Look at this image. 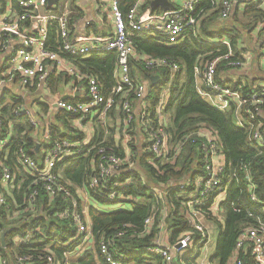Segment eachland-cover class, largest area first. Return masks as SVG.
<instances>
[{"label":"built area","instance_id":"1","mask_svg":"<svg viewBox=\"0 0 264 264\" xmlns=\"http://www.w3.org/2000/svg\"><path fill=\"white\" fill-rule=\"evenodd\" d=\"M72 1L76 0H57L54 6H49L48 0H16L15 5L11 3L0 8V89L12 86L10 91L16 88L28 95L45 92L48 90L49 67H53L57 73L67 74L73 81L84 85L79 101L72 103L65 99H56L50 106L71 115V126L77 131L75 139L59 137L49 123L40 129L36 114H32L24 104H19L20 106H16L11 111L13 118H25L32 128L30 137L35 143L32 152L37 145L39 146L38 155L34 157L28 155L24 147H15L13 119L0 117V207L9 210V202H12L17 208L8 212V220L16 221L17 226L27 224L31 220L30 217L34 219L40 210V214L43 213L38 204L40 197L45 196L49 202L61 199L65 206L57 212L56 217L61 221L70 220L75 229L74 239L79 240L71 252L64 253L61 261H57L50 247H46L43 251L49 255H19L15 263L30 264L37 259L45 261L46 264H73L72 256L83 254L86 243L94 245L89 208L111 211L112 207L124 208L127 202L137 201L138 199L126 196L124 190L131 184V176L134 173L141 174L139 159L144 155L151 157L150 163L156 169V161H175L183 147L190 143L203 157L201 173L196 176L189 174L180 181L170 180L167 183L171 187L178 186L181 191H188L182 208L183 217L190 229L180 233L171 242L166 226L160 224L158 235L153 238L145 251L160 256L165 264H212L211 256L209 257L207 253L210 248V234L204 224V207L209 206L207 211L216 216L219 212V202L228 192L229 183L232 181L238 183L237 173L226 170L221 140L209 126L201 125L193 139L185 136L177 145L171 147L172 137L167 131L165 114L169 91L162 90L157 103L155 102L153 106L154 96L132 78L130 68L133 62L143 65L148 70L166 68L171 72L177 71L178 66L169 63L166 59H150L144 54L135 52L131 35L151 33L161 36L168 44L182 42L188 33L196 37L199 23L196 10L200 0H182L176 9L160 14L143 10L141 0H136L124 14L120 9L122 0H101L109 6L112 26L110 35L74 31L70 15ZM250 1L252 0H221L220 20L229 19L237 4L243 8ZM260 6L264 8V0L261 1ZM263 29L264 20L253 30L259 38L264 72V33L260 37ZM52 30L57 36L55 44L50 41ZM221 43L227 45V41L223 40ZM100 53L116 55L115 85L106 97H103L98 77L82 71L75 63L76 66L73 64L72 60H84ZM251 60V54L247 51H244L240 58L229 51L210 60L201 73V85L206 86L202 96L206 98L205 93L211 94L218 101L214 102L220 110L229 109L230 105L237 107L241 121L249 128L250 144L260 149L264 148V83L258 84L250 93H243L232 90L215 79L220 62H225L227 70H241L249 67ZM129 93H132L134 98L127 99L126 95ZM1 95L0 91V102L3 99ZM119 95L123 97L119 101L122 112V118H119L122 121V132L119 133L123 134V138L114 142L115 148H113L112 145L108 147L103 145V142H95L97 134L94 128L100 123L106 126L105 133H108L107 127L112 121L108 118V114L114 99ZM9 102L5 99L3 104ZM136 103H138L137 109ZM136 138L141 139V143L138 144ZM116 148L121 149V156L116 155ZM78 155L88 158L92 155L89 163L91 174L83 183L75 185L61 177L58 165ZM241 170L247 173L246 167H242ZM18 175L24 176L25 181H28L27 194L19 205L13 196L16 189L20 188L16 185ZM124 176L126 177L121 180ZM256 191L257 186L248 177L246 193L252 203H259ZM152 192L155 199L164 197L163 191L158 187H152ZM92 195L107 204L99 205ZM211 197H214L215 201L207 205ZM229 207L233 212H240L239 203L235 201L230 202ZM21 213L29 214L30 217H21L19 216ZM247 215L254 218L256 224L253 227H246L240 233L235 250L249 251L255 264H264V222L260 216L248 211ZM154 220L153 212L144 220L143 230H135L132 235L149 234ZM34 227L23 232L25 236L16 234L10 237L11 245H28L31 238L39 232L36 223ZM163 231H166L168 238L164 236ZM196 234L200 235L199 239L195 237ZM123 235V232L117 234V236ZM108 245L112 247L113 241L111 240ZM104 246L105 243L101 242L100 247L104 252L105 262L121 264L122 257H117L116 252L113 254ZM89 250H94V246ZM230 263L240 264V261L234 257ZM0 264H6V259L0 257Z\"/></svg>","mask_w":264,"mask_h":264},{"label":"trees","instance_id":"2","mask_svg":"<svg viewBox=\"0 0 264 264\" xmlns=\"http://www.w3.org/2000/svg\"><path fill=\"white\" fill-rule=\"evenodd\" d=\"M261 1L252 0L243 8L237 4L232 16L227 19L232 24L227 25L219 18L221 0L216 2L200 0L196 10L199 22L196 37L192 33H188L182 42L175 45L168 44L162 40L161 36L151 33L143 32L131 35L132 47L138 54H144L155 60L166 59L169 63L178 66V70L175 72L166 68L148 70L138 63L132 64L130 67L131 69L133 65L135 67L132 71V77L136 73L141 74L148 81L155 74L161 77L159 83L149 84L150 93L154 96L153 106L155 102L157 103L159 93L162 90L167 89L169 91L165 104V114L167 131L172 137L171 147L177 145L180 139L185 136L193 139L201 125L209 126L221 140L226 170L237 173L238 183L235 181L229 183L228 192L225 198L219 202V212L216 216L207 211L209 206L204 207L205 221L213 223L216 228V242L210 258L212 264L214 262L231 264L230 262L234 257L240 261V264H255L249 251L240 250L236 252L235 247L240 233L246 227H253L256 224L255 219L247 215V211L260 216L264 222V148L256 149L250 144L248 140L249 128L243 121L240 124L235 123L234 118L240 112L236 113L234 105H231L228 110H220L205 100L202 93L206 91V86L201 85L199 81L201 80L202 69L210 60L225 55L229 51L235 57H241L243 39H246L247 34L251 33L254 27L264 20V8L260 6ZM5 2L6 0H0V6L4 5ZM135 2L136 0H122L120 9L123 14ZM263 33L264 29L260 35ZM223 40L227 41V45L221 43ZM50 41L52 44L57 41L54 30L50 32ZM72 60L82 71L98 77L102 86L103 97L110 94L114 86L113 72L116 67V55L114 53H100L84 60ZM224 71H227L225 62H220L215 79L232 90L250 93L257 86L248 78L240 77V79L231 80L226 76L222 77ZM259 79H263L261 83H264V75L256 80ZM12 96L13 94L10 95V97ZM122 98L119 95L114 99V104L108 114V118L111 120H114L117 115L122 118L119 105ZM126 98L132 99L134 96L129 93ZM4 100H1L0 105L4 103ZM11 102L3 104L5 107L2 111L15 123L13 143L15 147H24L28 155L34 157L32 150L35 143L30 137L33 130L25 118L15 119L12 117L11 111L13 109L9 111ZM18 103L20 102L14 99L13 104ZM71 120L72 117L69 114L61 111L56 113L55 122L57 123L56 125L52 124V129L56 131L55 134L69 140L75 139L68 135H62L61 127L68 129ZM154 120L152 116V121ZM107 128L108 134L105 138L106 126L104 127L100 123L95 125L94 129L97 134L95 142H103V145L108 147L112 145L115 148L112 138V135L115 134V128L110 126ZM120 150V148L115 149L116 155L121 156ZM91 157L92 155L89 158L78 155L74 159L63 161L58 165L61 177L68 179L75 185H80L91 174L89 169ZM150 158L144 155L139 159L141 174L134 173L131 176V184L124 190L126 196L138 199L137 201L131 200V202L126 203L124 208L112 211L89 208L94 250H88L81 255L76 254V257L73 255V264H108L105 262L104 252L100 247L101 242H104V247H108V250L113 254L116 252L117 257H122L121 264H165L160 256L145 251L153 238L158 235V225L164 224L166 226L168 233H170L169 240L171 242L180 233L190 229L183 217L184 210L182 208L188 191H181L178 186L171 187L167 183L170 180L180 181L189 174L193 176L200 174L203 157L197 152L194 145L187 143L175 161H156V169L151 165ZM242 167L247 168V173L241 170ZM248 177L257 186L256 194L259 203H252L247 197ZM16 180V185H19L20 188L16 189L13 196L19 205L27 194L26 185L28 181H25V177L22 175H18ZM152 187L161 189L164 197L155 199ZM92 196L99 205L107 204L95 195ZM214 201L215 198L211 197L207 205L213 204ZM232 201L239 203L240 212L236 213L230 209L229 204ZM9 204V210L0 207V234L5 229H10L5 236V246L0 241V257L6 259V264H16V257L19 255H49L43 251L46 247H50L57 261H61L64 253L71 252L78 244L79 240L74 239L75 229L72 222L67 219L61 221L56 217L57 212L65 206L61 199L49 202L45 196L40 197L38 204L43 213L40 214V210L34 219L29 214H19L21 217L29 216L31 219L29 223L21 226H17L16 221L8 220V212H12V209L17 210L12 202ZM153 212L155 220L149 234L132 235L135 230H143L144 220ZM35 223L39 227V232L31 238L28 245H11L10 237L16 234L25 236L23 232L35 228ZM122 232L124 233L123 236H117L118 233ZM199 236L196 234L195 237L199 239ZM111 240L114 243L112 247L108 245ZM30 264L46 263L35 259Z\"/></svg>","mask_w":264,"mask_h":264},{"label":"crops","instance_id":"3","mask_svg":"<svg viewBox=\"0 0 264 264\" xmlns=\"http://www.w3.org/2000/svg\"><path fill=\"white\" fill-rule=\"evenodd\" d=\"M141 1L143 4L142 6L143 10H150L151 12H154L156 14H160L167 10L176 9L182 2V0H165L166 1L164 5L165 7L162 8V7H153L152 2L154 0H141ZM213 1L216 2L217 0H213ZM56 2L57 0H55L54 3L50 4L48 0V5L54 6ZM11 3L15 5L16 0H12ZM4 6H6V4L0 6V8ZM70 6H71V14H70L71 23L74 25L73 26L74 31H76L77 33L93 32L96 35H110L111 34L112 26L110 22L109 6L107 3H104L101 0H76V1H72ZM86 23H89V25H87ZM223 23L227 25L232 24L228 22L227 20L223 21ZM260 37H262V35ZM258 40L259 38L257 37L256 32L254 30H252L251 33L247 34V38L243 39L242 41L243 52H241V55L244 53V51L249 52L252 57V60H251L252 64H250V66L247 67L246 70H241L242 73H237L233 70L224 71V77L226 76L231 80H237V79H240V77L248 78L249 80L256 83L257 85L262 82L263 79L256 80L257 78H259V76L257 75H259V73L260 75H262L261 73L263 72V69H262L263 67H262V62H261V52H260L261 48H260V43ZM132 64H135V63L131 62V66ZM49 69L50 70H49V78H48V90H46L45 92H34V93H31L32 95H28V94H23L20 89H16V88H12L10 91V88L12 86L0 89L2 93L1 97L3 99H6V102L12 101L10 103L9 111L11 109H15L16 106H20L19 104H24L30 109V112L32 114L34 115L36 114V117L39 120L38 123H39L40 129H43V127L47 123L50 124V127L52 129V124L56 125L57 123L55 122V114L60 112V110H57L55 107L50 108L51 103H53L54 100L65 99L69 102L74 103L81 99L80 92L84 91L83 83L73 81V79L69 77L67 74L57 73L53 69V67H49ZM134 69L135 67L133 65V68L131 69V76H132V71ZM257 71H258V74H256ZM155 76L159 77V82H160L161 77L156 74L153 75L152 77H155ZM132 78L138 81L144 87V89L148 93H150L149 84L152 85L150 81L151 78L148 81L144 79V77L141 74H138V73H136L134 77ZM113 81H114V72H113ZM114 85H115V81H114ZM15 87H18V86H15ZM12 94L14 96L9 98L10 95ZM205 95H206V98H205L206 100L209 94L205 93ZM19 97H21L22 99H20ZM14 99L18 100L20 103L13 104ZM212 99L218 102L214 97H212ZM4 107L5 106L3 104L0 105V117L9 119L8 115L4 114L2 111ZM135 108L136 109L138 108V103L135 104ZM216 108L218 107L216 106ZM8 114L10 115V113ZM119 118L120 117L117 115L115 119L109 123L110 126L115 128V134L112 135L114 142L121 141L123 138L122 137L123 134L120 135L119 133V132H122L121 130L122 121ZM14 127H15V123H14ZM61 129L63 130L62 135H68L70 138H75L77 136V131H75L71 126V121L69 122L68 129H65L62 127ZM54 132L56 131L54 130ZM107 134L108 133H105V138L107 137L106 136ZM33 155L36 156L35 152H33ZM213 229H214L213 231L216 234V228L214 227ZM214 246H215V243H214ZM213 251H214V248H213Z\"/></svg>","mask_w":264,"mask_h":264},{"label":"rangeland","instance_id":"4","mask_svg":"<svg viewBox=\"0 0 264 264\" xmlns=\"http://www.w3.org/2000/svg\"><path fill=\"white\" fill-rule=\"evenodd\" d=\"M11 2H12V0H6V2H5V4H6V6H9L10 4H11ZM42 13V12H41ZM223 21H225V20H223ZM228 22H230V21H228ZM247 68H244V69H241V70H246ZM241 70H238V69H233V71H235V72H237V73H242L241 72ZM256 74H258V71L256 72ZM255 74V75H256ZM262 75H260V73H259V75H257V76H259L260 78L261 77H263V75H264V73H261ZM199 83H201V81H199ZM206 101L210 104V105H212L213 107H216V103L214 102V99H212V95L211 94H209L208 96H207V99H206ZM220 107V106H219ZM229 107H231V105L229 106ZM225 110H228V109H225ZM235 111H236V113H238L239 112V109L237 110V107L235 108ZM234 121H235V123L236 124H240L241 123V119H240V117H239V115L237 114L236 116H235V118H234ZM136 141L138 142V144L139 143H141V139H137L136 138ZM118 208H121V207H118ZM115 209H117L116 207L114 208V207H112V208H110V210L112 211V210H115ZM205 226H206V228H207V231H208V233L210 234V248L208 249V256L210 257V256H212V251H213V248H214V243H215V241H216V234H215V232L213 231L214 229V227H213V223L211 224V223H209V222H207V221H205ZM164 232V234H165V232L166 231H163ZM164 236H166V238H168V236L165 234ZM87 244V246H84L83 247V251L82 252H87L88 250H89V248H93V245L91 244V243H86ZM74 258V257H73ZM72 258V259H73ZM71 259V260H72ZM214 264H217L216 262H214Z\"/></svg>","mask_w":264,"mask_h":264},{"label":"water","instance_id":"5","mask_svg":"<svg viewBox=\"0 0 264 264\" xmlns=\"http://www.w3.org/2000/svg\"><path fill=\"white\" fill-rule=\"evenodd\" d=\"M54 2H55V0H49V3L50 4L51 3H54ZM165 2H166L165 0H154L152 2V5H153V7H162V8H164L165 7L164 6L165 5ZM150 81H151L152 85H155V84H157L159 82V77L158 76L151 77ZM38 148H39V146L37 145L35 147V150H34V152H35L36 155H38ZM9 231H10V229H5L0 234V241H1V243H2L3 246H5V236L9 233Z\"/></svg>","mask_w":264,"mask_h":264}]
</instances>
